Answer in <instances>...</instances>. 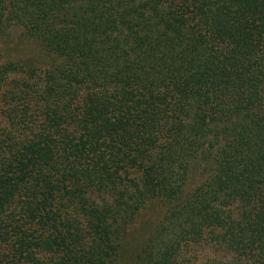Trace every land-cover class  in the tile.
Here are the masks:
<instances>
[{
	"label": "trees",
	"instance_id": "16d2710c",
	"mask_svg": "<svg viewBox=\"0 0 264 264\" xmlns=\"http://www.w3.org/2000/svg\"><path fill=\"white\" fill-rule=\"evenodd\" d=\"M11 26L44 58L0 46V264H264V0H0Z\"/></svg>",
	"mask_w": 264,
	"mask_h": 264
},
{
	"label": "rangeland",
	"instance_id": "374dc122",
	"mask_svg": "<svg viewBox=\"0 0 264 264\" xmlns=\"http://www.w3.org/2000/svg\"><path fill=\"white\" fill-rule=\"evenodd\" d=\"M13 43L20 44L21 46L13 48L14 54L11 57H24L30 56L31 58L40 59L44 58L42 49H40L32 40L21 36L20 28L17 26L9 27L5 32L0 33V46L5 48L4 52L9 53V46H13ZM3 51L0 52V54ZM4 56H0V61ZM158 217V211L156 207L147 206L143 209L139 215L134 219L129 226L128 244L134 245L137 241L143 237L155 222Z\"/></svg>",
	"mask_w": 264,
	"mask_h": 264
}]
</instances>
